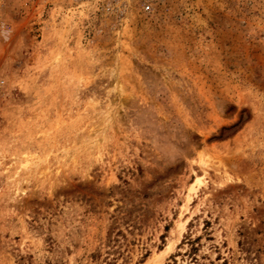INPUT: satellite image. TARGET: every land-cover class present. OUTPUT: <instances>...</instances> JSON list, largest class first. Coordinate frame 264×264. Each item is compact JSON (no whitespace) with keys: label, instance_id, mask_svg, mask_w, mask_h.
Returning a JSON list of instances; mask_svg holds the SVG:
<instances>
[{"label":"rangeland","instance_id":"obj_1","mask_svg":"<svg viewBox=\"0 0 264 264\" xmlns=\"http://www.w3.org/2000/svg\"><path fill=\"white\" fill-rule=\"evenodd\" d=\"M0 264H264V0H0Z\"/></svg>","mask_w":264,"mask_h":264},{"label":"bare ground","instance_id":"obj_2","mask_svg":"<svg viewBox=\"0 0 264 264\" xmlns=\"http://www.w3.org/2000/svg\"><path fill=\"white\" fill-rule=\"evenodd\" d=\"M201 181H202V178H201L200 176H198V177L196 178L195 182L192 183L190 189H192V190H193V189H196V183L200 184ZM183 226H184V222H181V223L179 224L180 229H182ZM171 247H172V242H170V243L167 245V248H166L165 250L168 251L169 249H171Z\"/></svg>","mask_w":264,"mask_h":264}]
</instances>
